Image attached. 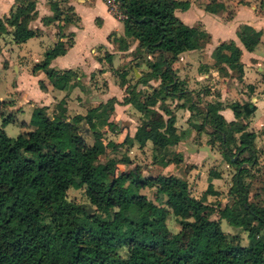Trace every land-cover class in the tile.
<instances>
[{
  "label": "trees",
  "instance_id": "1",
  "mask_svg": "<svg viewBox=\"0 0 264 264\" xmlns=\"http://www.w3.org/2000/svg\"><path fill=\"white\" fill-rule=\"evenodd\" d=\"M119 2L126 16L122 21L124 35L135 39L140 49L157 53L150 71L138 82L159 79L155 92L180 95L170 64L179 53L192 50L205 37L202 31L185 25L174 15V9H186L187 2ZM54 5L49 1L54 15L44 18V22L62 14ZM205 10L212 11L210 4L205 5ZM33 16L34 2L21 0L7 17L0 18V34L8 25L13 29L12 40L24 42L36 34L27 28ZM237 36L243 42L246 38L255 41L258 34L242 26ZM64 51L61 44H55L32 68L43 70L58 88L70 80L73 72H57L47 66ZM216 56L230 69L241 72L239 49L232 42L220 44ZM155 101L149 96L143 109ZM62 105V101L58 102L50 113L46 107L33 108L29 120L32 129L13 138L0 127V264H264V201H247L243 178L248 171L239 167L243 162L253 164L254 134L235 128V132H241L236 144L227 131L228 123L216 112L217 104L207 105L204 111L203 119L211 126L210 142H217L226 162L236 164L229 189L233 206L225 205L217 214L229 225L247 232L245 246L239 243L238 236L224 234L217 220L200 215V203L189 196L182 178L143 177L137 167L114 176L115 154L100 161L101 146H88L74 127L82 117L66 120ZM102 106L105 113L99 114L100 122H105L111 107ZM228 108L235 118L247 117L254 110L249 103L233 102ZM165 112L168 113L166 109ZM11 119L10 115L5 116L1 124ZM83 119L90 124L87 117ZM145 126L154 150L177 140L172 136L170 115L165 124L149 120ZM93 135L99 139L96 133ZM244 151L249 155L239 159ZM69 188H82L89 205L67 201ZM143 188H153V200L140 193ZM87 206L93 207L89 213L84 208ZM113 209L121 216V226L113 222ZM170 213L181 225L173 239L159 235ZM183 213L191 220H180ZM186 229L188 233H184Z\"/></svg>",
  "mask_w": 264,
  "mask_h": 264
},
{
  "label": "crops",
  "instance_id": "2",
  "mask_svg": "<svg viewBox=\"0 0 264 264\" xmlns=\"http://www.w3.org/2000/svg\"><path fill=\"white\" fill-rule=\"evenodd\" d=\"M29 1L34 2V16L27 28L36 31L35 36L15 43L13 29L8 25L0 34V127L8 137L32 129L29 120L33 108L46 107L50 113L62 101L66 120L81 116L82 120L74 125L79 135L88 146L98 143L107 157L115 154V167L120 173L137 167L144 176L174 175L185 180L190 197L203 199L204 205L220 202V210L225 205L233 206L229 189L236 164L226 162L217 142H210L211 126L203 119L204 111L207 105L217 104L216 112L228 123L227 131L236 144L241 132L254 134L253 164L243 162L239 167L248 171L243 178L245 184L251 185L254 176L259 175L264 187V0H178L188 5L184 10L174 9V15L205 37L192 50L179 53L170 64L181 92L172 96L155 92L159 79L138 82L150 71L157 53L140 49L135 39L125 36L122 21L108 12L101 0ZM49 1L62 14L44 22V18L54 15ZM20 4L21 0H0V18L7 17ZM207 4L212 11L205 10ZM242 26L257 33V39L241 41L237 32ZM229 42L239 49L241 72L217 60V47ZM55 44H61L65 51L52 58L47 68L73 72L62 88L52 84L43 70H32ZM149 96L156 101L143 109ZM233 102L249 103L254 110L247 117L235 118L228 108ZM104 104H109L111 110L105 122H100L99 114L105 113L100 106ZM4 112L12 119L2 125ZM169 115L172 136L177 140L154 150L147 139L145 122L165 124ZM238 127L243 130L235 132ZM200 147L208 151H191ZM133 154L138 157L132 158ZM248 155L244 151L238 158ZM145 191L154 192L153 188H143L140 193L145 195ZM253 192L256 194L246 193L247 201H264L263 193L260 196L258 191ZM212 215L224 234L237 236L233 231H243L219 218L217 211Z\"/></svg>",
  "mask_w": 264,
  "mask_h": 264
},
{
  "label": "rangeland",
  "instance_id": "3",
  "mask_svg": "<svg viewBox=\"0 0 264 264\" xmlns=\"http://www.w3.org/2000/svg\"><path fill=\"white\" fill-rule=\"evenodd\" d=\"M4 113H6V114H3L2 118L5 117V116L10 115L7 112H4ZM16 135H13L11 137H15ZM103 153H101L99 155L100 161H104L106 159V157H107V155H105ZM136 156L138 157V154L131 155L132 158H135ZM141 163L146 164V162H141ZM141 176L144 177V175L142 173H141ZM245 181H244V183H245ZM262 184H263V182L261 181L260 176L259 175L258 176H254V181L252 182L251 185L247 184V186L248 185L249 186L248 187L246 186L247 189H245V191H246V193L250 192L251 195L252 194H256V192L254 193L253 191H258L260 196H261V195L264 194V187H263ZM193 193L194 192H191L192 195H193ZM145 196L148 199H151V200H153V197H154L153 193L149 194L148 191L147 192L145 191ZM198 196H199V194L197 195V197ZM209 199L211 200V198H209ZM66 200L67 201H74L76 203H83V204L89 205L87 203V199L83 195V189L82 188H77V189L69 188L66 191ZM197 201L200 203L199 206H200L201 210H199V211H200V215L202 217H204L206 219H209V220L216 219V216L212 215V212L214 213L215 211H217L219 209V207L221 206L220 202L210 201V202H206L207 204L204 205L205 201H203V199H201L200 201L198 199ZM250 202H252V201L250 200ZM91 208H93V207L91 206ZM110 211H113V213H114L113 216H112L113 222H115L117 225L121 226V216H120V214H118L117 211H115L114 209L110 210ZM191 213H192V211H191ZM187 215H188L187 213H183L182 215H180L179 219L182 220V221L191 220V218H189V219L185 218V217H187ZM178 221L179 220H177L175 217H173L171 213L168 214V216L166 217V220H165V229L163 231H160L159 235L168 237L170 239H173L174 235H176L179 232V230L181 229V225H179ZM261 232L262 231H259L258 234H261ZM184 233H188V230L186 229L184 231ZM233 233L234 234L237 233L239 235V236L237 235L239 243H241L242 245H247L248 237H247V232L245 230H243V231L239 230L238 232L233 231ZM258 234H257V236H259ZM184 235H186V234H184Z\"/></svg>",
  "mask_w": 264,
  "mask_h": 264
},
{
  "label": "built area",
  "instance_id": "4",
  "mask_svg": "<svg viewBox=\"0 0 264 264\" xmlns=\"http://www.w3.org/2000/svg\"><path fill=\"white\" fill-rule=\"evenodd\" d=\"M103 4L105 5L108 12L115 18L123 21L125 19V13L123 12V9L121 7V4L119 0H101ZM119 170L114 167L113 169V175L116 176L119 174Z\"/></svg>",
  "mask_w": 264,
  "mask_h": 264
},
{
  "label": "water",
  "instance_id": "5",
  "mask_svg": "<svg viewBox=\"0 0 264 264\" xmlns=\"http://www.w3.org/2000/svg\"><path fill=\"white\" fill-rule=\"evenodd\" d=\"M198 150H204V151H208L207 150V147H200V148H198V149H191V151L193 152V151H198ZM85 208V211L87 212V213H89V212H91L92 211V208L90 207V206H87V207H84Z\"/></svg>",
  "mask_w": 264,
  "mask_h": 264
}]
</instances>
